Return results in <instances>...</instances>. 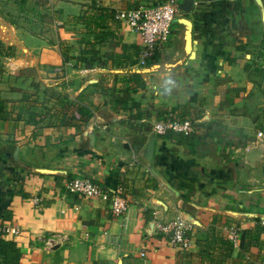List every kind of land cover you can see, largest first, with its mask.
Returning a JSON list of instances; mask_svg holds the SVG:
<instances>
[{"label":"crops","instance_id":"0c3cea01","mask_svg":"<svg viewBox=\"0 0 264 264\" xmlns=\"http://www.w3.org/2000/svg\"><path fill=\"white\" fill-rule=\"evenodd\" d=\"M20 1L0 0V42L12 47L0 54V228H18L2 235L17 257L0 252V264H208L196 241L213 218L225 235L258 223L264 0H176L167 40L144 63L139 34L115 13L155 0H44L31 24ZM91 6L110 15L87 33L75 17ZM78 102L93 106L85 121L71 116ZM164 116L193 119L197 138L154 133ZM151 133L154 172L143 155ZM73 176L119 189L125 211L66 190ZM177 214L191 225L186 248L153 224ZM263 260L261 231L246 250L237 234L222 263Z\"/></svg>","mask_w":264,"mask_h":264},{"label":"built area","instance_id":"2783aa9c","mask_svg":"<svg viewBox=\"0 0 264 264\" xmlns=\"http://www.w3.org/2000/svg\"><path fill=\"white\" fill-rule=\"evenodd\" d=\"M177 10L176 0H155L146 5L134 8L120 9L115 17L122 21L141 38L139 63H144L154 50L168 38L170 23ZM260 67L264 69V50L260 56ZM195 129V122L189 117L164 116L152 122V131L163 134L167 131L178 132L184 135L190 134ZM66 190L76 192L84 197H95L108 202V208L114 215L125 211L127 202L119 189L107 190L99 183L86 176H73L64 182ZM36 199V198H35ZM258 223L264 231V212L259 216ZM156 230L160 231L167 241L178 248H186L191 239L188 236L190 223L180 214L168 220L153 221ZM226 236L233 242L237 237V229L234 226L224 227ZM18 228L14 225H6L0 228L1 235H14ZM264 263V260L262 261Z\"/></svg>","mask_w":264,"mask_h":264},{"label":"trees","instance_id":"16d2710c","mask_svg":"<svg viewBox=\"0 0 264 264\" xmlns=\"http://www.w3.org/2000/svg\"><path fill=\"white\" fill-rule=\"evenodd\" d=\"M90 9L82 11L81 14L75 18H79L83 23L85 31L92 32L91 25L93 28L95 26L104 27V20L106 16H109V12H105L103 8L96 6L89 7ZM95 37V36H94ZM88 42V40H86ZM65 44L59 42V50L63 61H67L69 56L67 54V48ZM12 52V47L10 45H3L0 42V54H10ZM136 77V74L134 75ZM81 97V95H78ZM93 106L90 103L78 102L74 107L71 116H74L82 121H85L92 114ZM176 137L181 140L186 139H196L197 136L193 133L184 135L177 132ZM216 218H213L212 223L208 227V231L205 237L202 239H197L198 252L201 257H206L208 264H223L222 262L226 257L230 255L233 241L229 239L225 234L222 233L220 228L221 224H225V219L218 222V225H215ZM263 231V228L259 223H257L252 228H243L237 231L239 246L241 249L246 250V248L253 243L258 242L259 233ZM0 252H3L5 259L10 261L13 258L17 257L18 251L14 246V243L11 239H5L0 233ZM215 252V253H214Z\"/></svg>","mask_w":264,"mask_h":264},{"label":"rangeland","instance_id":"374dc122","mask_svg":"<svg viewBox=\"0 0 264 264\" xmlns=\"http://www.w3.org/2000/svg\"><path fill=\"white\" fill-rule=\"evenodd\" d=\"M10 4L12 5L13 3H10ZM17 4H18V6H17L18 9L22 10V16H24L21 19V21L26 22L27 24L32 23L31 22L33 20L32 15H34L33 10L35 12L37 11V13H39V14H42V12H43L42 10L44 8V6H43L44 0H23L22 2L20 1V3H17ZM23 13H25V14H23ZM15 15L17 16V14L11 13L9 16H7V19H9L10 21H15V20H17ZM103 41H104L103 44L109 45L111 43V41L109 39H106V38Z\"/></svg>","mask_w":264,"mask_h":264},{"label":"water","instance_id":"95a60500","mask_svg":"<svg viewBox=\"0 0 264 264\" xmlns=\"http://www.w3.org/2000/svg\"><path fill=\"white\" fill-rule=\"evenodd\" d=\"M257 3H259V0H255ZM89 137H91V134H89ZM153 146H154V136L153 133H151L145 143L144 149H143V155L146 159V161L149 163V169L154 172L153 167L150 165L151 163V156L153 152Z\"/></svg>","mask_w":264,"mask_h":264}]
</instances>
